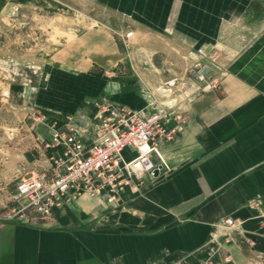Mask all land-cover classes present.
Returning <instances> with one entry per match:
<instances>
[{"label":"crops","instance_id":"crops-1","mask_svg":"<svg viewBox=\"0 0 264 264\" xmlns=\"http://www.w3.org/2000/svg\"><path fill=\"white\" fill-rule=\"evenodd\" d=\"M92 1L120 34L184 46L219 87L171 103L184 122L170 120L179 131L157 147L170 172L126 188L116 209L82 195L50 218L0 223V264H202L226 253L264 261V0ZM102 61L53 71L38 95L52 132L85 129L90 143L98 104L146 108L155 84L132 61ZM228 218L237 231L215 240Z\"/></svg>","mask_w":264,"mask_h":264},{"label":"rangeland","instance_id":"rangeland-1","mask_svg":"<svg viewBox=\"0 0 264 264\" xmlns=\"http://www.w3.org/2000/svg\"><path fill=\"white\" fill-rule=\"evenodd\" d=\"M100 5L92 0H0V223L36 222L38 215L31 210L17 213L16 184L32 172L49 173L52 157L63 152L60 145L49 143L53 129L46 124L47 111L38 98L53 71L76 72L91 61L126 59L155 84L154 89L176 79L169 97L162 101L178 105L184 95L191 94L187 83L197 57L184 46L180 51V46L158 38H124L125 34L104 23ZM227 228L223 221L215 240L224 237L228 243L237 229ZM220 249L219 242L210 257ZM222 260L202 264H264L229 261L227 253Z\"/></svg>","mask_w":264,"mask_h":264},{"label":"built area","instance_id":"built-area-1","mask_svg":"<svg viewBox=\"0 0 264 264\" xmlns=\"http://www.w3.org/2000/svg\"><path fill=\"white\" fill-rule=\"evenodd\" d=\"M131 32L125 33L128 39ZM197 53L203 55L202 49ZM191 71L187 83L189 97L205 90L217 89L216 78L208 77V67L201 61ZM176 79L146 91L147 105L136 111L110 102L98 104L92 118L95 137L90 143L83 141L85 129L68 128L67 132L54 131L48 139L52 147L60 145L63 152L52 157L49 173L32 172L17 184L13 200L20 204L19 214L31 210L38 216L51 217L53 208L73 202L82 195L98 197L108 207L116 208L126 188H136L137 182L148 178L155 182L171 171L158 151L160 143L173 141L179 126L168 127L170 120L183 123L184 118L174 113L171 103L162 101L169 97ZM131 149L135 156L126 160L123 151ZM228 230L237 229L239 222L225 219Z\"/></svg>","mask_w":264,"mask_h":264}]
</instances>
